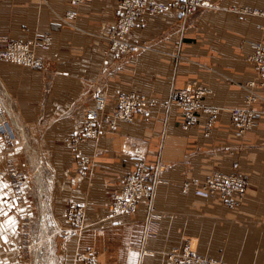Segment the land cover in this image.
<instances>
[{
	"label": "crops",
	"instance_id": "crops-1",
	"mask_svg": "<svg viewBox=\"0 0 264 264\" xmlns=\"http://www.w3.org/2000/svg\"><path fill=\"white\" fill-rule=\"evenodd\" d=\"M206 1L210 6L185 21L175 10L144 16L128 34L132 51L122 56L109 50L104 37L121 13L119 0H91L64 21L65 10L72 9L67 0H0V51L3 37L25 41L48 33L53 43L45 54L47 70L0 57V98L10 108L13 131L26 128L48 170L42 178L36 171L34 182L36 164L27 161L25 144L0 135V209L7 213L0 216V264L32 262L39 218L52 233L58 264H83L78 256L88 252L98 254L101 264H165L164 253L186 241L214 264H264V103L249 104L253 125L241 136L228 114L245 104L240 85L254 75L247 61L252 45L264 43V0ZM240 7L263 15L240 13ZM194 82L211 90L203 104L221 108L208 134L203 127L209 114L203 111L197 125L182 129L180 109L142 106L132 124L103 129L73 152L70 138L83 131L94 88L105 91L111 112L119 93L137 91L160 102L171 89ZM255 89L264 97V88ZM85 157L89 163L80 173ZM158 162L162 181L152 209L160 219L144 236L147 199L132 214L112 216V195L124 174ZM235 162L248 186L233 208L184 187L213 171L230 172ZM14 164L30 168L21 197L13 194L8 174ZM70 206L85 210L87 226L80 231L69 220Z\"/></svg>",
	"mask_w": 264,
	"mask_h": 264
},
{
	"label": "built area",
	"instance_id": "built-area-1",
	"mask_svg": "<svg viewBox=\"0 0 264 264\" xmlns=\"http://www.w3.org/2000/svg\"><path fill=\"white\" fill-rule=\"evenodd\" d=\"M73 6H79L87 3L90 0H67ZM124 13L118 22L113 26L110 39L118 44L124 42L126 37L134 25L135 20L140 15H158L166 12L173 7L175 10L182 12L185 15H190L196 12L202 6H210L206 0H123L121 2ZM66 18H72L73 12L67 10ZM6 40V45L0 51V57L3 60L21 63L30 68H39L43 66V54L48 50L51 39L49 34H42L40 38L31 40L17 41L3 37ZM254 48L252 59L256 62L257 79L249 81L245 89L250 93L245 99V104L236 106L229 110L230 123L235 126V134L243 135L253 125L254 110L249 104L260 100V95L254 89L260 84L261 75L264 76V51L259 43L252 46ZM263 60L262 63L260 60ZM257 83V85H256ZM211 92L208 88L195 87L172 90L168 99L159 102V105L165 108L175 107L182 111L184 117L180 124L182 129H188L194 125L199 118L195 112L203 111L209 114L205 121L204 133H209L215 122V115L221 108H216L210 105H205L200 101L203 94ZM5 103L0 98V134L8 140L15 138L13 131V119ZM156 103L148 100L143 95H137L134 92L119 94L116 98V103L111 112L107 109V100L100 92L92 94V106L86 112L85 128L82 134H75L70 139V145L73 152H76L80 142L87 138H97L102 130L106 128L109 131H115L120 124H132L136 112L142 106H154ZM108 112V113H107ZM89 162L88 158H83L81 161L80 173H84V165ZM239 164H232L230 172H212L203 181L185 182L184 187L192 186L194 196L212 200L226 207H233L239 204L246 194L248 186V178L238 172ZM163 166L157 163L153 167L144 164L138 165L134 172L126 173L122 177V186L120 190L112 195L111 215L132 214L137 209V206L142 198L148 201L149 209L155 188L161 180V172ZM15 192L18 196L23 195L24 177L23 174L15 170L14 174ZM69 218L74 219L75 229L80 231L83 226L84 212L81 207H70L67 211ZM149 218L152 220L157 218L153 213H149ZM147 229L152 228V221L147 217ZM142 253L150 252L142 248ZM168 255V254H167ZM166 264H214L212 258H204L198 255L190 245H186L180 249H175L170 253ZM85 264H96V260L92 256L84 258Z\"/></svg>",
	"mask_w": 264,
	"mask_h": 264
},
{
	"label": "rangeland",
	"instance_id": "rangeland-1",
	"mask_svg": "<svg viewBox=\"0 0 264 264\" xmlns=\"http://www.w3.org/2000/svg\"><path fill=\"white\" fill-rule=\"evenodd\" d=\"M91 1V0H90ZM90 1H88L87 3H89ZM123 0H119V5H120V7H121V13L116 17V19H115V21H114V23L112 24V26L110 27V29H109V32L104 36L105 38H106V40H107V42H108V44H109V50L111 51V52H118L119 54H121L122 56H124L125 54H127V53H129L130 51H132V49H133V47L131 46V44L129 43V41H128V35H127V37H126V40L124 41V42H121V43H115L114 41H111V37H110V33H111V30H112V28H113V26L115 25V23L116 22H118V20L121 18V16L123 15V13H124V8H123V6H122V4H121V2H122ZM87 3H84V4H87ZM81 5H83V4H81ZM80 6V5H79ZM72 7V9H67V10H71L72 12H73V16L75 15V9L74 8H77L78 6H76V7H73V6H71ZM206 7V5L205 6H202V7H200L196 12H198L200 9H202V8H205ZM241 9H239V10H237L238 12H240V13H245V14H250V15H263V13H262V11H259V10H257V9H250V8H245V7H240ZM67 10H65V12H64V14H63V17H61L62 18V20L63 19H72V18H66L65 17V13H66V11ZM170 10H175L173 7H171V9ZM170 10H168V11H166V12H163V13H160V14H158V15H148V14H145V15H140L136 20H135V22H134V25H133V27L131 28V30L139 23V22H141V20H142V18L144 17V16H159V15H162V14H165V13H167V12H169ZM175 11H178V10H175ZM179 13H180V15H181V18L183 19V21H185V20H187L188 18H190V16H193L196 12H194V13H192V14H190V15H185V14H183L182 12H180V11H178ZM64 21V20H63ZM131 30L129 31V33L131 32ZM128 33V34H129ZM44 34H48V33H44ZM50 35V34H49ZM42 36V35H41ZM40 38V37H39ZM50 39H51V43H50V46H49V48H48V50L43 54V66L42 67H39V68H30L29 66H26V65H24V64H21V63H15V62H12V61H8V60H5V61H8V62H11V63H14V64H18L19 66H22V67H25V68H29V69H41V70H47V65H49L48 64V62H46L47 61V59H45V54L51 49V47H52V38H51V36H50ZM260 44V46H261V48L263 49V51H264V43H262V42H260L259 43ZM6 45V40L4 39L3 40V48H4V46ZM253 46V45H252ZM140 47H142V46H140ZM253 50H254V48L253 47H251V51H250V53L247 55V61L249 62V64L253 67V69H254V75L252 76V78H250V79H248L246 82H244L243 84H241L240 86V88L242 89V92H243V94H244V99H246L247 98V95L250 93V91L249 90H247V89H245L244 88V86H247V84H249V81H251L252 79H257L258 77H257V71H256V68H255V66H257V64H256V62L252 59V55H253ZM48 58V57H47ZM2 59V58H1ZM262 59L260 60V62L262 63ZM248 82V83H247ZM259 82H260V84L257 86V87H261V88H264V76H262L261 75V79H259ZM247 83V84H246ZM256 85H257V83H256ZM195 87H202V85H200V84H198L197 82H194V83H192L190 86H188V87H185V88H195ZM204 88V87H203ZM181 89H183V88H181ZM172 90H179V89H171L170 90V92L172 91ZM254 91L257 93V94H259L257 91H256V89H254ZM94 92H100L102 95H104L105 97H106V100H107V96H106V94H105V91L101 88V87H96V88H94L92 91H91V95H90V99H91V101H92V94L94 93ZM135 94H137V95H143V94H141L140 92H137V91H133ZM170 92H169V94H170ZM125 93H129V92H122V93H119V94H125ZM119 94H117L116 96H115V99L117 98V96L119 95ZM169 94H168V96H169ZM260 95V101H262L263 103H264V97L261 95V94H259ZM143 96H145V95H143ZM206 96V93L205 94H203L202 96H201V98H200V101L202 102L203 101V98ZM148 100H151V99H149L147 96H145ZM167 99H168V97H167ZM166 99V100H167ZM165 100V101H166ZM153 101V100H152ZM155 102V101H154ZM160 102H162V101H160ZM156 104L155 105H159V102H155ZM5 105V104H4ZM6 106V105H5ZM92 106V105H91ZM90 106V107H91ZM160 106V105H159ZM89 107V108H90ZM162 107V106H161ZM172 107V106H171ZM171 107H169V108H166V109H170ZM165 108V107H164ZM8 110L10 109V108H7ZM88 110V109H87ZM87 110H86V112H87ZM221 110V109H220ZM219 110V111H220ZM218 111V112H219ZM86 112H85V121H86ZM182 112V111H181ZM202 111H197V112H195V114L196 115H198V118H199V116H200V113H201ZM108 113V112H107ZM254 114H255V111H254ZM254 117V116H253ZM183 120H184V117H183ZM14 124H15V122H14ZM198 124V122L196 121V123L194 124V125H197ZM231 124V123H230ZM180 126V125H179ZM204 126H205V123H204ZM231 126L235 129V126H233L232 124H231ZM84 128H85V122H84V127H83V131H84ZM181 128V127H180ZM103 129H106V128H102V130ZM117 130V129H116ZM83 131L80 133V134H82L83 133ZM204 132H205V128H204ZM210 132V131H209ZM1 135V134H0ZM1 137L3 138V140H8L5 136H3V135H1ZM17 138L18 139H20V140H22V142L25 144V146L27 147V154H26V159H27V161L28 162H30L31 163V161H34L35 162V164H36V166H34V167H32L31 168V173H32V177H33V180H34V182H37V180H36V171H37V173H39L40 175V177L42 178L43 177V175L45 174V172H48V170H47V168H46V161H45V159H44V156L41 154H39V151H36V153L34 152V150H33V147L31 146L32 145V140L30 139V137H29V135H28V133H27V130H26V128L25 127H23V128H21L20 126H18V128H17V132H16V135H15V138L13 139V140H17ZM72 138V137H71ZM70 138V139H71ZM8 141H12V140H8ZM70 143V142H69ZM81 143V142H80ZM80 145V144H79ZM79 147V146H78ZM71 148H72V146H71ZM73 149V148H72ZM78 150V149H77ZM85 158H87V157H85ZM89 159V158H88ZM89 163V162H88ZM87 163V164H88ZM87 164H85V165H87ZM138 167V166H137ZM29 169L30 168H28V170L26 169V171L29 173ZM38 169V170H37ZM15 170L16 171H19V172H21L22 174H23V177H24V181L26 182L27 180H28V178H27V174H26V171L25 170H23V169H21L20 167H18L17 165H12V166H10L9 168H8V174H9V177L11 178V181H12V183H11V186H12V191H13V194L16 196V197H21V196H18L17 194H16V192H15V188H14V186H13V183H14V174H15ZM213 172H215V171H213ZM84 173H85V170H84ZM32 177H31V179H32ZM47 177H48V174H47ZM162 180H160V182H161ZM25 184V183H24ZM38 189V190H37ZM41 189V186H37L36 187V195H37V197H39V195H38V193H40V194H42V191L40 190ZM155 191H156V188H155ZM23 194H24V192H23ZM154 195H155V192H154V194H153V197H152V200H151V202H150V205H151V207H150V209H148V214H147V217H148V220H150V221H152V228H154V226H153V224L155 223L154 222V219H150L149 218V213L151 212V213H153L154 214V211H153V207H152V203H153V198H154ZM23 196V195H22ZM40 205V204H39ZM236 205H238V204H235V206ZM235 206H233V207H235ZM70 207H72V206H70ZM69 207V208H70ZM75 207V206H74ZM233 207H229V208H233ZM68 208V209H69ZM82 208V207H81ZM83 209V208H82ZM68 211V210H67ZM83 212H84V216H83V222H82V226H83V228H85L86 226H87V224H86V221H85V210L83 209ZM154 215H156V214H154ZM159 219H160V217H157V218H155V220H158L159 221ZM69 220L71 221V223H72V226H75V224H74V219H71V218H69ZM146 221H147V218H146ZM39 223H38V234H37V236L35 237V239H34V242H33V248H32V252H30V254H32V262H30V264H58V262L56 261L55 262V260H57V259H55V257L53 256V254H52V252L53 251H51V247H52V241H53V239H52V233L50 234V233H46L45 232V230H44V228H45V223H46V220H44L43 218H39V221H38ZM152 228L151 229H147V224L145 223V225H144V236H146L147 234H148V232H150L151 230H152ZM158 229V228H157ZM160 229V228H159ZM158 229V230H159ZM158 230H156V232L158 231ZM155 232V233H156ZM190 245L191 246V244H190V242L189 241H186L181 247H176V248H171V250H168L167 252H165L164 254H165V259H166V262H167V260H168V258L171 256L170 255V253L171 252H174V250L175 249H180V248H182V247H184V246H186V245ZM195 251V250H194ZM142 252V251H141ZM196 252V251H195ZM197 253V252H196ZM168 254V255H167ZM198 254V253H197ZM92 256L95 260H96V264H101L100 263V261H99V256H98V254H95L94 252L92 253V252H88L87 254H79V260H81L82 262H83V264H85V262H84V258L86 257V256ZM198 255H200V254H198ZM52 256V262L50 263L49 261H50V257ZM201 257H204V256H202V255H200ZM204 258H208V257H204ZM216 261V260H215ZM218 261V260H217ZM166 264V263H165Z\"/></svg>",
	"mask_w": 264,
	"mask_h": 264
},
{
	"label": "snow or ice",
	"instance_id": "snow-or-ice-1",
	"mask_svg": "<svg viewBox=\"0 0 264 264\" xmlns=\"http://www.w3.org/2000/svg\"><path fill=\"white\" fill-rule=\"evenodd\" d=\"M4 187H7L6 185ZM7 213L3 211V209H0V216H6ZM11 223H15V221H10Z\"/></svg>",
	"mask_w": 264,
	"mask_h": 264
}]
</instances>
